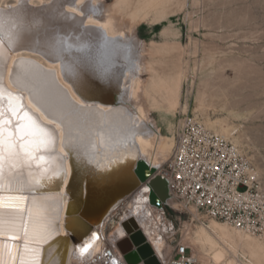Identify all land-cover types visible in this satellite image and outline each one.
I'll return each mask as SVG.
<instances>
[{"label": "bare ground", "instance_id": "6f19581e", "mask_svg": "<svg viewBox=\"0 0 264 264\" xmlns=\"http://www.w3.org/2000/svg\"><path fill=\"white\" fill-rule=\"evenodd\" d=\"M185 3L186 0H114L110 4L107 0H0V41H3L7 57L4 63L8 69L24 61L27 66L39 65L44 70L53 71L73 99L111 112L114 123L130 117L135 126L134 143L109 151L97 138L93 162L89 164L86 158L81 162L73 157L76 165L94 168L96 172L101 165L117 160L120 155L123 160L130 157L132 147L137 149L139 158L155 169V173L167 162L174 145L173 130L170 127L171 133H163L152 113L159 110L174 115L179 108L188 112V103L183 105L181 100L183 66L180 57L174 53L176 46L170 43L158 45L155 41L148 44L138 37L137 28L146 20L162 23L170 18L174 5ZM58 43L67 51L59 56L47 55ZM98 68L109 69L105 78L101 79ZM143 74H148V77L144 78ZM12 79L9 71H5L4 83L17 93L20 89L11 83ZM108 93H112L114 101L107 100ZM207 93H200L195 116L199 117L198 111L204 114L202 120L206 127L224 136L242 152L239 148L242 145L239 126L231 123L229 115L212 117L207 112L215 105ZM24 97L23 102L35 111L27 92ZM61 148L58 144L57 151ZM64 163L69 176L64 182L56 180L46 184L47 192L41 193L29 190L35 187L32 181L39 175L35 164L31 168L11 167L9 171L12 162L6 159L5 190L0 194L7 196L10 186L14 194L28 196L29 207L32 197H49V204L54 209L55 193L57 190L65 192L72 174L70 157ZM151 191V186L144 182L125 196L120 216L123 223L119 220L110 238L126 235L124 226L128 220L134 219L155 254L165 259L173 256L172 237L180 232V242L188 245L192 255L202 264H264V238L222 221L184 220L180 228L170 232L167 219L151 201ZM171 203L176 209L180 208L177 200ZM67 205L68 202L59 218L61 234H66L64 219ZM2 211L5 223L15 220L18 215L15 208L7 207V202ZM193 217L200 218L197 213ZM98 223L85 235L83 242H70L67 247H61L57 241L42 245L39 257L42 264H50V261L93 264L106 248L101 239L97 240ZM126 238L130 237L119 239V242ZM6 242L13 243L10 240ZM20 243L22 245L23 242ZM85 245L90 247L87 252H82Z\"/></svg>", "mask_w": 264, "mask_h": 264}, {"label": "snow or ice", "instance_id": "6c2138e0", "mask_svg": "<svg viewBox=\"0 0 264 264\" xmlns=\"http://www.w3.org/2000/svg\"><path fill=\"white\" fill-rule=\"evenodd\" d=\"M64 51L67 49L58 43L46 54L59 56ZM6 58L0 41V193L5 190L6 159L12 162L9 171L11 167L31 168L35 164L39 175L32 181L35 187L29 189L35 191L53 181H65L69 176L66 158L75 157L81 162L86 158L87 163H92L97 138L109 151L134 143L135 126L130 117L114 123L111 112L73 99L58 82L55 72L39 65L27 66L24 61L8 69ZM98 69L101 79L105 78L109 69ZM5 71L13 76L11 83L17 85L19 92L13 93L4 83ZM25 92L35 111L23 102ZM58 144L62 146L59 152ZM8 193L0 194V264H42L41 246L54 244L59 235V204L65 197L61 196L53 209L49 197H32L29 207L28 196L14 194L10 186ZM6 202L7 207L15 208L18 213L8 223L2 211ZM68 226L79 227V222H70ZM9 240L13 243L6 242ZM89 247L85 245L81 251L87 252ZM50 264L58 262L50 261Z\"/></svg>", "mask_w": 264, "mask_h": 264}, {"label": "rangeland", "instance_id": "374dc122", "mask_svg": "<svg viewBox=\"0 0 264 264\" xmlns=\"http://www.w3.org/2000/svg\"><path fill=\"white\" fill-rule=\"evenodd\" d=\"M137 35L148 44L176 46L183 66L181 100L189 110L179 108L174 115L154 110L163 133H171L182 115H196L200 93L208 92L216 110L207 112L212 117L229 115L239 126V148L264 182V0H186L174 5L170 18L160 24L144 21ZM171 213L177 228L189 220L187 214Z\"/></svg>", "mask_w": 264, "mask_h": 264}, {"label": "built area", "instance_id": "2783aa9c", "mask_svg": "<svg viewBox=\"0 0 264 264\" xmlns=\"http://www.w3.org/2000/svg\"><path fill=\"white\" fill-rule=\"evenodd\" d=\"M173 136L169 159L153 175L167 182L168 197L156 207L167 219L169 231L177 227L171 212H179L187 214L191 221L218 220L264 238V182L247 157L195 115H182L174 124ZM152 177L144 182L150 185ZM124 198L114 203L96 225L97 240L101 239L106 248L93 264H130L119 239L130 237L131 233L124 226L127 236L110 238L119 220L123 223L120 216ZM174 199L180 203L179 209L172 205ZM194 213L200 218L194 219ZM173 244L172 257L165 259L156 254L160 264H202L188 245L180 241ZM136 264L145 262L142 259Z\"/></svg>", "mask_w": 264, "mask_h": 264}, {"label": "water", "instance_id": "95a60500", "mask_svg": "<svg viewBox=\"0 0 264 264\" xmlns=\"http://www.w3.org/2000/svg\"><path fill=\"white\" fill-rule=\"evenodd\" d=\"M107 100L114 101L112 93H108ZM130 152V157H126L125 160L120 155L117 160L107 161L101 165L96 172L94 168H82L76 165L73 157H70L72 174L66 190L65 192L57 190L55 193V207L59 203V198L65 197L63 203L59 204V218L68 202L64 219L66 234H61L59 228V235L55 237V241L59 242L61 247H67L70 242L82 241L114 203L132 193L140 183L154 175L155 169L151 168L144 159L138 157L135 147H132ZM150 185L152 187L151 201L160 205V201L168 197L167 182L161 176L155 175ZM33 192L46 193L47 191L43 187L36 188ZM74 221L79 222V227L68 226ZM125 227L131 235L119 246L126 253L128 262L136 264L143 259L145 264H160L151 244L137 227L136 221L128 220Z\"/></svg>", "mask_w": 264, "mask_h": 264}]
</instances>
